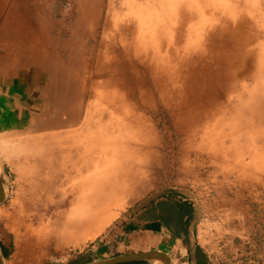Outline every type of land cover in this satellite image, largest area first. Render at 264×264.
I'll list each match as a JSON object with an SVG mask.
<instances>
[{"label": "rangeland", "instance_id": "1", "mask_svg": "<svg viewBox=\"0 0 264 264\" xmlns=\"http://www.w3.org/2000/svg\"><path fill=\"white\" fill-rule=\"evenodd\" d=\"M18 1L49 44L66 46L62 70L61 53L49 54L34 36ZM18 1L0 0V40L7 38L12 53L21 42L34 62L55 58L54 78L68 93H56V108L75 103L63 121L82 118L69 135L65 166L57 147L49 162L30 161L28 168L21 152L0 146L2 264H68L94 255L91 245L129 209L179 187L198 201L216 264H264V0ZM130 103L150 118L157 143L139 128L142 114ZM115 131L114 145L95 142L94 135L104 142ZM49 147L40 144L39 160ZM103 164L112 177L88 175ZM36 165L42 175L32 180ZM120 176L130 178L133 193L100 205L99 225L77 230L76 221L98 211L91 193ZM70 186L87 192L68 195Z\"/></svg>", "mask_w": 264, "mask_h": 264}, {"label": "crops", "instance_id": "2", "mask_svg": "<svg viewBox=\"0 0 264 264\" xmlns=\"http://www.w3.org/2000/svg\"><path fill=\"white\" fill-rule=\"evenodd\" d=\"M17 4L23 9L24 17L30 20L29 29L34 36L39 38L42 45L50 52L49 54L57 50L61 53L57 60L58 63H56L62 70V66L66 65L65 54H62L66 51V46H56L54 43L49 44L46 41V37L49 34L39 27L31 11L27 10L19 1ZM7 11H9L8 6L4 9L2 17L6 15ZM20 43L18 42V47H22L19 45ZM8 45L7 38L0 40V146L8 148L6 153L10 155L21 152L18 160L22 162L23 167L28 166V168L30 161H36V163L49 162L55 154V149L53 148L57 147L56 149L62 152L65 166L66 146L69 144V135L72 129L79 126L82 117L76 122L63 121L64 116H66V110L74 106L75 103L71 104L67 101L60 105V108H56L58 104L56 101L58 95L56 93L63 94L66 98L68 93H65L63 89L59 90V86H57L59 82L54 78V75L58 74L54 63L55 58H49L51 63L49 61L47 63V60L34 62L30 57L28 58V55L24 57L22 52L24 50L16 47L17 50L12 53ZM63 81H66V77ZM51 85L53 89H51ZM83 86L86 87V84H83ZM89 96L91 94L83 97V109ZM93 97L94 101H97L95 95ZM91 103L95 105L94 103L97 102ZM130 105L142 114L139 128L150 134L155 143H157L159 136L152 126L150 118L142 108H138L132 103ZM58 116L62 117L61 121H56ZM39 130H46V135H31L32 132ZM62 130L63 132H60ZM45 142L50 147L47 150L46 158L39 160L38 148L40 144L43 145ZM50 142L52 144H48ZM159 146V144L155 145L154 152L160 148ZM34 148L36 149L34 150ZM149 161L150 169L144 176L146 180L145 187H147L151 178L150 173L153 163L150 158ZM102 166H105V164L99 165L97 168H91L87 172L90 173L88 175H92L91 173H94L92 175L94 177L98 174L102 177L105 175V179L112 177L115 171L113 172L111 168L107 170V168ZM41 172L42 168L40 166L38 168L36 165L34 174L29 176L34 180L41 177ZM77 176L82 179V175ZM73 183L74 181H71L70 185ZM43 187L45 188V185ZM145 187H135L134 190L137 189V192H139V189L142 191ZM71 188L72 186L68 189V195L73 192L78 196H84L87 192L86 190L75 192ZM179 188L174 189V193H164L162 196L147 200L129 209L127 214L109 226L110 228L107 230L109 233L105 238L99 239V241L91 245L94 255H92L91 251L85 252V254H80L78 258L68 264L83 263L126 252L152 248L163 251L169 257L170 264H216V257L201 232V212L198 201L190 197L182 188ZM127 191L122 196L133 193V189ZM119 264L161 263L139 259Z\"/></svg>", "mask_w": 264, "mask_h": 264}, {"label": "bare ground", "instance_id": "3", "mask_svg": "<svg viewBox=\"0 0 264 264\" xmlns=\"http://www.w3.org/2000/svg\"><path fill=\"white\" fill-rule=\"evenodd\" d=\"M101 70L103 71V73L112 72V69L108 68V67H107V69L102 67ZM106 75H107V77H109L110 80H113V78L115 77L114 75H112L110 73L109 74L106 73ZM96 88H98V91L95 94H99L100 93V87H96ZM94 136L96 137L95 142L98 145L105 146L104 143H106L107 147H110V146L114 145L117 142V139L120 137V135L117 134L116 131L111 133V134H109L108 137L105 138L104 142L102 141V138H101L100 135L97 134V135H94ZM100 152L101 151L99 150L98 153H100ZM74 168H78V167H74ZM0 174H1V176L3 175L2 168L0 169ZM0 179H1V177H0ZM129 180H130V178H128V176H120L119 178H116V179H113L111 181H108L105 185H103L102 189L94 191L93 193H91L90 201L92 202L91 203L92 204V209L94 211H96V209L98 208V211L95 212L93 215H92V212H91L90 218L76 221V223H74L75 224V228H77V230H79V229L82 230V228L87 227L89 224L94 225V226L99 225L100 222L99 223H97V222L102 220V215H103L101 206L103 204L110 203L111 201L115 200L116 198H119V195H121L127 189H130L129 188V185H130V183H129L130 181ZM1 184H3L2 180H1ZM102 225H103V223H102ZM97 230L98 229L96 228V231H94V232H97Z\"/></svg>", "mask_w": 264, "mask_h": 264}, {"label": "water", "instance_id": "4", "mask_svg": "<svg viewBox=\"0 0 264 264\" xmlns=\"http://www.w3.org/2000/svg\"><path fill=\"white\" fill-rule=\"evenodd\" d=\"M3 198H4V188L3 185L1 184V179H0V202L3 200ZM139 259H145L151 262H160L161 264H170L169 257L163 251L156 248L126 252L107 258L91 260L77 264H119L123 262L139 260ZM0 264H2L1 258H0ZM41 264H60V263H56L53 261H44Z\"/></svg>", "mask_w": 264, "mask_h": 264}]
</instances>
